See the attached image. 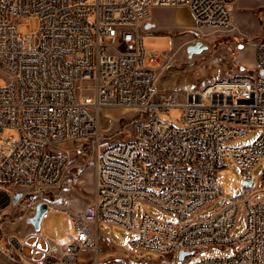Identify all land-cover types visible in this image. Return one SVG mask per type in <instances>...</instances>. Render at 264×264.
Masks as SVG:
<instances>
[{
  "label": "built area",
  "instance_id": "2783aa9c",
  "mask_svg": "<svg viewBox=\"0 0 264 264\" xmlns=\"http://www.w3.org/2000/svg\"><path fill=\"white\" fill-rule=\"evenodd\" d=\"M235 1L0 0V75L7 80L0 87V256L15 264H116L100 259L97 227L104 222L134 233L135 253L154 256L128 264H264V167L259 187L253 176L264 161V41L255 48L256 77L239 68L215 73L199 90L169 88L167 94L158 83L161 57L154 52L147 58L144 45L153 9L185 6L197 26L224 30ZM31 19L38 20V32L20 34V25ZM105 107L137 110L141 118L127 140L101 142ZM172 108L182 112L178 123L160 116ZM7 130L13 135L6 137ZM253 132L259 133L253 142L231 146ZM90 141L93 202L73 212L40 198L24 217L44 202L42 221L52 210L64 211L72 231L54 242L40 231L22 239L5 230L8 209L28 194L60 188L70 152ZM123 146H133V154L123 155ZM228 154L243 183L229 199L218 178ZM127 176H134V186H124ZM17 193L22 197L14 203ZM139 202L172 213L176 221L163 223L148 213L137 219ZM242 209L245 229L235 238ZM228 246L239 250L189 260L204 249ZM182 252L188 253L183 259Z\"/></svg>",
  "mask_w": 264,
  "mask_h": 264
},
{
  "label": "rangeland",
  "instance_id": "374dc122",
  "mask_svg": "<svg viewBox=\"0 0 264 264\" xmlns=\"http://www.w3.org/2000/svg\"><path fill=\"white\" fill-rule=\"evenodd\" d=\"M147 24L153 26L144 33V45L148 53L147 58L154 52L161 57L158 65V83L163 94H167L169 88L179 92L188 89L199 90L210 83L215 73L230 74L242 68L245 74L252 77L258 74L254 54L256 45L264 41V0H236L232 9L231 25L224 30L197 26L191 11L185 6L153 9ZM38 27V20L31 19L20 25L19 33L32 36L38 32ZM199 42L202 51L189 56L187 48ZM6 81V78L0 75V87L5 86ZM181 114L179 108L160 112L162 118L174 123H178ZM140 118L137 110L130 107L103 108L100 112V135L104 140L101 142L117 143L127 140L135 122ZM13 133L7 130L4 135L9 137ZM258 135V132H253L235 139L231 146L235 148L246 146ZM90 144L91 141L83 145L80 151L70 152L68 169L60 188L47 189L40 194H28L20 205L9 208L5 217L8 227L6 224L4 229H9V233L22 239L27 236L33 228L27 224L24 217L28 215L34 202L40 198L52 202L58 208L73 212H79L90 205L94 199L96 181V159L92 156ZM68 148L61 147V151L66 152ZM263 167L264 161L261 160L253 169L257 187L260 186L259 177ZM218 178L227 199L242 192L241 174L231 154H228L226 167L219 173ZM135 210L137 219L148 213L163 223L176 221L172 213L164 212L152 204L139 202ZM212 211L213 208H210L206 214L200 216H208ZM68 216L64 211L52 210L49 218L42 221L40 233L54 242L63 240L72 231ZM244 229L245 217L242 209L232 236L239 237ZM97 233L100 259L103 262L128 264L154 258L135 253L131 247L135 234L129 233L119 225L101 222L97 227ZM238 250L239 247L232 246L212 247L193 255L189 260L200 262L210 258L230 257ZM0 264L11 263L0 256Z\"/></svg>",
  "mask_w": 264,
  "mask_h": 264
},
{
  "label": "water",
  "instance_id": "95a60500",
  "mask_svg": "<svg viewBox=\"0 0 264 264\" xmlns=\"http://www.w3.org/2000/svg\"><path fill=\"white\" fill-rule=\"evenodd\" d=\"M153 25L147 24L146 29L151 28ZM201 43H197L195 45H191L187 48V51L189 53V56H192L194 53H200L202 51ZM262 75H264V72H262ZM22 197L21 193H17L14 197V203H17L19 199ZM48 210V205L44 202L39 203L35 207V214L32 217H29L26 219L27 224L31 225L34 229V231L39 232L41 230V224H42V217L43 214ZM188 253L182 252L180 258L183 259Z\"/></svg>",
  "mask_w": 264,
  "mask_h": 264
},
{
  "label": "bare ground",
  "instance_id": "6f19581e",
  "mask_svg": "<svg viewBox=\"0 0 264 264\" xmlns=\"http://www.w3.org/2000/svg\"><path fill=\"white\" fill-rule=\"evenodd\" d=\"M130 154H133V146H123V155H130ZM124 186H134V176L125 177Z\"/></svg>",
  "mask_w": 264,
  "mask_h": 264
},
{
  "label": "crops",
  "instance_id": "0c3cea01",
  "mask_svg": "<svg viewBox=\"0 0 264 264\" xmlns=\"http://www.w3.org/2000/svg\"><path fill=\"white\" fill-rule=\"evenodd\" d=\"M254 56H255V54H254ZM242 61L244 62V59L242 58ZM254 62H255V59H254ZM33 228V227H32ZM30 237H36V232L34 231V229L33 230H31L30 232H29V234H28ZM6 261H8L9 263H11V264H15V263H13V262H11V261H9V260H6Z\"/></svg>",
  "mask_w": 264,
  "mask_h": 264
}]
</instances>
